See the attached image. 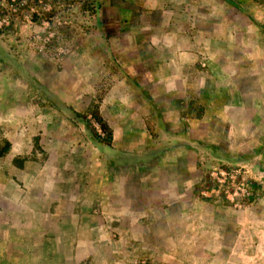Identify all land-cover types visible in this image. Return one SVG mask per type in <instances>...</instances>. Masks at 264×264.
<instances>
[{
  "label": "crops",
  "instance_id": "crops-1",
  "mask_svg": "<svg viewBox=\"0 0 264 264\" xmlns=\"http://www.w3.org/2000/svg\"><path fill=\"white\" fill-rule=\"evenodd\" d=\"M90 1L99 7L88 19V31L78 35L70 55L62 59L34 54L26 32L0 36L13 41L9 48L0 42V225L15 233V227L24 225L21 236L11 235L25 242L35 258L57 256L51 264H74L78 254L81 261L82 253L66 249L84 226L79 214L83 204L71 202L62 211L57 195L43 196L82 192L75 185L79 169L73 165H83L84 159L66 155L69 146L77 143L67 141V134L84 130L67 120V108L76 111L82 101L98 104L93 93L107 82L110 106L100 115L114 134V162H105L103 176L90 170L89 191L106 210L101 227L106 225L107 236L102 239L107 249L126 257L128 241L130 256L136 260L122 264H197L202 258L207 259L204 264L221 262L223 251L214 246L226 234L240 239L242 230L254 222L246 217L223 218L232 210L202 200L193 189L200 166H207L211 157L225 160L227 149L238 157L239 151L251 149L253 139L264 135V30L253 11L256 3ZM131 90L138 92L131 95ZM181 99L188 104L186 112L179 108ZM164 100H170V110L162 108ZM157 115L170 116L172 123L174 118V125L179 118L185 121V135L170 131L167 138L176 149L183 141L184 152L160 156L157 148L147 149L146 140L151 139L147 117ZM37 135L45 141L42 149L49 156L42 168L32 162ZM139 138L142 144L137 147L132 141ZM152 151L156 152L150 155ZM140 153L146 157L135 156ZM239 158L243 162L244 157ZM136 159L137 163L127 165ZM62 162L74 171L64 191L59 175ZM195 217L203 226L197 232ZM115 230H122L117 248ZM202 233H207L203 242L209 240L210 245L200 241Z\"/></svg>",
  "mask_w": 264,
  "mask_h": 264
},
{
  "label": "rangeland",
  "instance_id": "rangeland-1",
  "mask_svg": "<svg viewBox=\"0 0 264 264\" xmlns=\"http://www.w3.org/2000/svg\"><path fill=\"white\" fill-rule=\"evenodd\" d=\"M253 2L256 3V5H253V11L257 13L260 18V25H258L264 30V0H253ZM5 6L7 7L8 5L5 4ZM29 7L32 8V13L29 14V22L21 19H12L13 22H9L10 25L8 27L0 30V36L13 35L17 32L24 34V32H26L28 36V44L34 54H43V52L45 54H50L52 61H54L57 58L56 51L59 48H66L70 51L74 49V44L77 42L78 35L88 31V19L96 13L99 6L92 4L90 0H33ZM48 33L53 35L47 46L42 48V43L41 41H38L37 36L40 38L48 37ZM0 42L6 46V48H9V46L13 44V41L10 40V42H8L6 39H0ZM108 90L109 87L107 82H103L99 86L98 93L95 95L93 93V96H96L98 100V104L92 103L91 105L88 101H82L81 104L78 105L76 111H73L71 107L67 108L69 110L67 120L72 122L75 126H81L84 130V133H78V131H76L74 134H67V141L71 142V140H75L77 143H72L71 145L73 148H70L69 146L67 155L65 154L67 157L76 156L78 159L79 157L84 159L83 165H77L76 163L73 165L76 170L77 168L79 169L77 173L75 172V178L77 180L75 185H80L82 192H45L43 196L46 197L48 193L57 195L60 204H62V211H66L70 208L69 206L71 202H75L77 205L81 203L84 206L83 209H81L82 213H79L82 216L83 221H85L84 226L79 231L76 239L72 241L73 246H68L66 249L68 252L75 250L77 253L79 251V253L83 254L80 258V262H78V254L76 258L74 257V264H122L124 261L133 262L136 260L135 256H130L132 250H130L128 241H126V247L128 248L126 249V257H123L122 254L120 256L117 253V250L114 254L112 250L110 251V249H107V243L105 239H102V237L105 238L107 236L106 225H104V228L101 227L107 218L106 210L100 209L96 200L92 198L91 192H89L91 176L93 174L90 170L96 169L100 176H103L104 170L107 166L105 162H114L112 157V151H114V149L111 146L114 134L112 135V132L109 129L111 132V141L110 143H107L108 136L98 125L95 118H100L104 125L109 128V123L106 118L100 115L104 109L106 110L110 106V102L106 101ZM134 92H138V90H131V95H133ZM85 95L89 98V90L86 91ZM147 103L149 104V107L154 108L149 100H147ZM185 103L186 100L182 99L178 103L179 108L183 109L184 112H186V107L188 106V104L186 103V106ZM162 108L170 110V100H164L162 102ZM183 118L184 117H182V119ZM147 119V132L151 136V139L149 138L146 140L148 150H154L157 148L156 154H160L161 156L162 152L170 154L171 151L174 153L177 150L180 152L185 149L186 146L182 145L184 144L182 143L183 141H179L180 143H178V148L176 149V145H170V141L167 139L170 135V131L175 135L177 133L179 135H185V121L179 118L178 124L174 125V118L172 123V118H170V116L162 117L159 115L156 117L149 116ZM144 130L145 129H143V131ZM258 130L262 129L258 128ZM135 135L139 137V134ZM140 138L144 141L142 136ZM140 138L132 141V143H136L137 147L142 144H140ZM33 139L35 151L33 154L34 160L32 162L42 168V164L46 163L49 158L48 151L42 149V147L44 148V145L42 144L45 143V141L42 140L41 135H37ZM250 142L251 141H249V143ZM82 143L84 144L82 145ZM251 144V149L250 147H247V149L239 151L238 155L244 157L243 162L240 161L242 158H239V156H231L230 151L227 149L223 151L226 155L225 160L211 157L207 166L205 165L206 167L204 165V167L202 165L200 166L202 171H200V174L196 177L193 192H201L202 190L211 192V190L215 188L214 184L211 183V180L214 178L211 175L212 172L218 173L225 170L229 173H234L235 171L240 170L241 176L235 178V180L244 183L246 192H248V196L246 195L241 199L244 204L243 208L235 209L232 207L237 211L241 210V212L234 213L233 211H229L233 214L224 213L222 217H246L254 222V224L249 225L250 228L245 227L244 230H242V237L238 240L237 238L234 239L230 234L224 235L223 239L219 242L220 245L214 246V248L220 247L223 251V257L219 258L221 262H213L214 264H264V135H261V137L259 136L257 141L253 139ZM96 149L98 152H96ZM116 151L117 149H115L114 153L117 154ZM156 151H152L150 155H153ZM96 154L98 156L97 158H95ZM139 155L142 158L146 157L144 153L135 154L137 158ZM131 158L133 159L135 157ZM222 158H224V156ZM139 159L129 161L127 165H131L133 162L137 163ZM61 167L59 175L60 181H62L64 185V191L66 181L71 178L70 176L74 174V171L70 169L71 165H66L65 162H62ZM241 177L244 178L243 181L241 180ZM20 188H22L21 183ZM219 192L225 191L220 189ZM23 199L26 200V195H24L22 200ZM99 200L101 199L99 198ZM210 201L221 203L226 200L222 197H218L217 199L213 198ZM76 212L78 213V210H76ZM81 216H78L79 219H81ZM90 217H93V219ZM210 217L211 214H208L207 218ZM200 220L201 218L195 217L196 232L198 229L200 231L203 228V226L198 223ZM3 222H5V220H3ZM53 226L54 225H52L51 228ZM180 227L182 228V225H180ZM24 228H26L24 225L19 224L18 227H15L16 231H18L15 233L12 232L10 226L0 225V264H51L58 260L57 256H49L44 260L42 257L35 258V256H32L33 252L23 246L25 242H22L21 240H13L14 235L11 234H19L21 236ZM67 229L70 232L73 231L72 226H68ZM111 233L112 231L109 232V236ZM121 234L122 230L120 232L119 230H115L113 233L115 236V239H113L115 242L113 243H115L116 248L118 245L117 243L120 242L117 241V239ZM136 234H139V232ZM97 237L99 239H97ZM198 237L201 238L200 241L203 242L207 237V233H202ZM99 240L101 241L99 242ZM150 242L153 243L154 240H151ZM48 243L53 244V242ZM158 243L161 245V242ZM211 243L212 242L209 240L203 242V244L206 245H210ZM181 251L182 249L179 251V255L181 254ZM230 252V256L225 258ZM202 259L207 260L206 258ZM211 259L213 261V259L216 258ZM204 260L199 261L197 264H204Z\"/></svg>",
  "mask_w": 264,
  "mask_h": 264
},
{
  "label": "built area",
  "instance_id": "built-area-1",
  "mask_svg": "<svg viewBox=\"0 0 264 264\" xmlns=\"http://www.w3.org/2000/svg\"><path fill=\"white\" fill-rule=\"evenodd\" d=\"M33 0H0V30L8 27L9 22H13L14 19L26 20L29 22V14L32 13V8L29 7ZM5 4L8 6L6 7ZM13 19V20H12ZM14 25V24H13ZM48 37L40 38L37 36L38 41H41L42 48H45L50 41V38L53 34H47ZM71 53L70 50L66 48H59L56 51L57 59H62L69 56ZM211 183L214 184L215 188L211 192L201 191L199 196L202 200H211L222 197L235 209L243 208L244 204L241 201L243 197L248 196V192L244 187V183L237 182L235 178L241 176V171L237 170L233 172L220 171L212 172ZM243 181L244 178L241 177ZM220 189H223L225 192H219Z\"/></svg>",
  "mask_w": 264,
  "mask_h": 264
},
{
  "label": "trees",
  "instance_id": "trees-1",
  "mask_svg": "<svg viewBox=\"0 0 264 264\" xmlns=\"http://www.w3.org/2000/svg\"><path fill=\"white\" fill-rule=\"evenodd\" d=\"M95 116V115H93ZM97 120L98 125L106 132L107 136H108V140L106 141L107 143H110L111 141V132L109 131V129L104 125V123L102 122V120L98 117H95ZM223 205L227 206L230 210H232L234 213L237 212V210L233 209L232 206L226 202V201H222L221 202Z\"/></svg>",
  "mask_w": 264,
  "mask_h": 264
}]
</instances>
